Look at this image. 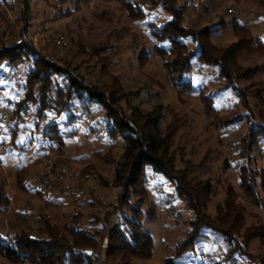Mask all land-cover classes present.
Wrapping results in <instances>:
<instances>
[{
  "label": "rangeland",
  "instance_id": "obj_1",
  "mask_svg": "<svg viewBox=\"0 0 264 264\" xmlns=\"http://www.w3.org/2000/svg\"><path fill=\"white\" fill-rule=\"evenodd\" d=\"M13 1L4 0L2 4ZM124 1L30 0L21 21H17L19 6L15 4L16 16L9 40H17L19 32L26 28L27 39L34 47L42 48L69 71L84 92L86 88L102 94L111 88L121 91L112 96L113 103L108 93L103 94L108 97L109 119L103 108L90 103L86 93L82 94V100L70 92L67 98L70 110L67 108L65 114L56 98L60 89L68 91V88L63 79L54 77L46 106H56V111L46 112L47 116L39 122L35 120L40 102L36 86L33 96L37 104L29 102L18 122L11 112L25 95L23 84L33 64L31 60L23 61L17 69L0 65V81L6 82L0 85V110L6 109L11 116L9 128L0 126V184L10 199L7 207H1L0 236L29 233L38 240L46 239V223L54 226L59 234L73 223L76 229L97 234L92 238L89 258L83 261L78 257V263L64 264H118L106 256L107 233L128 227L127 221L134 223L140 214L141 228L151 237L153 248L149 259L134 260L132 264H165L169 258L173 264H232L233 261L262 264L258 255L263 251L264 241L254 239L247 247L241 241L234 255L225 259L224 254L233 246L208 228L200 230L191 250L175 256L190 232L188 222L193 213L168 180L150 167H145L148 196L144 202H140L138 195L130 194L127 204L118 207L122 187L114 182V174L120 166L127 165L128 160L122 155L124 137L129 134L122 131L121 124L148 132L151 122L146 116L160 113L162 119L157 125L166 139L164 149L172 157L175 169L187 172L193 184L207 182L211 186L205 213L215 217L217 207L226 200V190L232 187L236 203L243 207L244 227L264 225V193L259 189L262 200L257 206L243 195L240 187L239 168L245 159L239 155V141L249 125L244 118L220 125V117L232 115V111L245 117L246 110L236 91L232 86H224L226 82L217 76V67L200 63L194 57L190 71L182 75L179 84L185 91L183 84L190 82L193 91L178 94L163 60L153 54L155 41L151 35L155 30L153 24L164 26L170 15L155 8L144 18L133 20ZM176 6L184 7L183 25L194 33L222 26L209 35V41L218 48L236 42L235 24L248 28L254 40L264 43V0H179ZM10 7L0 8L3 10L0 15L7 16L6 20L0 19V24L9 23L14 16ZM57 13L63 15L56 18ZM44 29L51 33L46 40L38 35ZM36 34L35 45L31 38ZM57 37H63L67 45L58 46ZM183 42L198 54L191 37ZM237 63L243 69L257 68L253 80L258 86L253 88L264 89V52H244L238 56ZM250 84L247 80H236L233 85L239 93H249L246 89ZM202 88L203 94L211 98L214 113L206 112L200 98ZM247 96L258 122V114L264 107L253 96ZM58 110L61 112L53 118ZM70 112L74 116L68 121ZM65 124L71 128H64ZM51 126L56 130L51 131ZM249 157L252 169L264 171L263 141ZM239 248L250 256L240 255ZM0 264L16 263L0 256Z\"/></svg>",
  "mask_w": 264,
  "mask_h": 264
},
{
  "label": "trees",
  "instance_id": "obj_2",
  "mask_svg": "<svg viewBox=\"0 0 264 264\" xmlns=\"http://www.w3.org/2000/svg\"><path fill=\"white\" fill-rule=\"evenodd\" d=\"M4 0H0V7H9L14 3L19 6L17 21H21L28 11L30 0H14L10 4H2ZM176 2L179 0H125V9L131 19L139 20L144 18L149 11L155 8L165 10L170 19L164 26L158 27L154 25L153 33L155 44L153 45V54L159 56L163 60V66L167 71L170 79L173 81L174 89L178 94L184 92H192L190 82H183V89L181 90L179 84L182 75L188 73L191 69V60L196 57L200 63H205L209 66L218 68V77L225 80V87L232 86L236 91L237 96L242 101L244 107L245 117L240 113L232 115H224L221 118V126L232 124L236 121L246 120L248 131L240 139L239 155L245 159V164L239 168L240 187L243 189V195L252 201L255 205L261 204L260 191L264 193V171L258 172L257 169L250 167V153L259 142H264V109L260 110L258 114V122L249 107L247 94L253 96L256 103L264 107V96L262 87H257L253 78L257 73V68L243 69L237 63V58L244 52H264V43L259 40H254L248 28L235 24L234 37L236 42L228 47L218 48L209 41V35L214 30H220L222 26L217 28H205L203 31L194 33L188 27L183 25L184 7H177ZM63 15V13H61ZM0 19H7L6 15H0ZM16 31V30H15ZM14 33V32H13ZM15 34V33H14ZM26 28L22 29L18 38L15 41L9 40L5 42L0 36V65L5 64L10 68L17 69L23 61L31 60L33 66L28 74L23 89L25 95L23 99L16 102L15 110L11 112L14 121H17L20 115L26 113V105L30 102L31 105L37 104V98L33 96L34 88L37 86L39 92V108L36 111L35 120L39 122L45 116L46 112H55L54 108L46 106L47 92L49 91L52 79L54 77L63 79L68 91L60 89L58 91L57 103L62 104V113H67L70 102L68 101V94L75 93L79 99L84 100L82 94H87L90 103L99 105L106 111L107 119L110 118L108 107V97L103 94L108 93L109 98L120 93L121 89L104 91L103 94L95 93L93 89H87L84 92L72 74L65 70V68L58 65L48 55L43 52L42 48H36L32 42L27 39ZM191 37L195 43L198 54L191 50L183 41ZM161 44V45H160ZM172 59L168 60L167 57ZM247 80L250 81V87L246 90L249 93L241 92L234 87V81ZM252 88V89H251ZM204 88L201 89L200 98L206 108V112L214 113L211 98L203 94ZM66 95H63V93ZM200 92V91H199ZM103 96V97H102ZM68 98V99H67ZM105 99V100H104ZM114 99L111 101L113 103ZM34 103V104H33ZM56 103V102H55ZM69 104V106H68ZM57 111V117L59 112ZM55 114V113H54ZM218 114V113H216ZM73 113L68 114V121L73 120ZM151 122L148 132H140L136 127L131 129L129 125L121 124L123 132L128 131L129 134L124 138V152L122 157L127 161V165L120 166L115 170L114 182L122 187L120 195L119 206L127 204L129 195H138L140 202L143 203L148 196L146 189V175L145 167H150L156 174L162 175L174 187L177 196L183 201L186 208L192 211L193 217L189 220L188 225L190 232L185 241L176 250L175 256H179L182 252L191 250L195 238L199 235L202 228H208L212 231L221 234L230 246L231 250L226 251L224 258L232 257L237 251L236 246L242 243L245 247L254 240L260 239L264 241V225H255L244 227V211L243 207L236 203L235 192L232 187L226 190V200L222 206L217 207L215 217L205 213V207L211 197V186L207 182L200 184H193L192 180L188 179L187 172H179L175 169L172 157L167 155L165 151V138L162 136L157 123L162 119L160 113H151L146 116ZM116 127H120L115 121ZM55 124V123H54ZM57 126V125H56ZM56 130L54 126H51ZM49 128V127H48ZM112 128H115L112 126ZM116 129V128H115ZM50 130V129H49ZM120 131V130H118ZM111 129L113 135H117ZM169 137V135H168ZM245 157H243L244 155ZM106 186V185H104ZM260 189V191H259ZM10 199L4 194V186L0 184V211L1 207H7ZM140 214L134 223L128 222V227H119L107 233L108 244L106 248V256L111 258L114 263L118 264H132L134 260H147L152 254V240L146 234L140 224ZM150 217V215H149ZM76 225L70 223L64 228V233L59 234L58 230L49 223H46L45 233L46 239L38 240L32 237L29 233L13 234L0 236V256L8 261L16 264H64L65 262L78 263V257L83 261L89 258L85 255L86 250L92 249L93 239L96 234L88 233L84 229H76ZM126 229V230H125ZM240 249V248H239ZM240 255H247L246 251L239 250ZM250 256V255H249ZM261 256V257H260ZM229 257V258H230ZM264 264V245L263 251L258 255ZM250 259V258H249ZM165 264H173V259L169 258ZM258 264H260L258 262Z\"/></svg>",
  "mask_w": 264,
  "mask_h": 264
},
{
  "label": "built area",
  "instance_id": "obj_3",
  "mask_svg": "<svg viewBox=\"0 0 264 264\" xmlns=\"http://www.w3.org/2000/svg\"><path fill=\"white\" fill-rule=\"evenodd\" d=\"M13 4L14 3L10 4V6H11L10 10H11V13L13 11L14 16L11 18L9 23L0 24V36L3 37V40L5 42L9 41V39H10V34L12 33V27H13L14 21H15L14 19L16 16L15 15L16 5L15 4L13 5ZM3 7L4 6H2L0 8H3ZM0 11H1V13H3V10H0ZM61 15H62L61 13H57L56 18H60ZM40 34H41V38L42 39L44 38L43 40H46L48 37L51 36V33L47 29L42 30V32L39 33L38 35H40ZM31 40H33L35 42V45H36L38 42L37 34L35 35L34 39L31 38ZM55 42L58 46H66L67 45L66 42L64 41L63 37H57L55 39ZM20 119H21V117H19L18 122H21ZM10 124H11V116L9 115V113L7 112L6 109H1L0 110V126L3 128H9ZM64 128L69 129V128H71V126H70V124H65ZM235 263H236L235 261L232 262V264H235Z\"/></svg>",
  "mask_w": 264,
  "mask_h": 264
},
{
  "label": "water",
  "instance_id": "obj_4",
  "mask_svg": "<svg viewBox=\"0 0 264 264\" xmlns=\"http://www.w3.org/2000/svg\"><path fill=\"white\" fill-rule=\"evenodd\" d=\"M84 253H85V255H88V256L91 255V251L90 250H86Z\"/></svg>",
  "mask_w": 264,
  "mask_h": 264
},
{
  "label": "snow or ice",
  "instance_id": "obj_5",
  "mask_svg": "<svg viewBox=\"0 0 264 264\" xmlns=\"http://www.w3.org/2000/svg\"><path fill=\"white\" fill-rule=\"evenodd\" d=\"M6 82L4 81H0V85H4Z\"/></svg>",
  "mask_w": 264,
  "mask_h": 264
}]
</instances>
